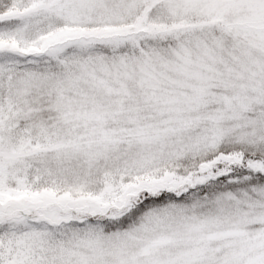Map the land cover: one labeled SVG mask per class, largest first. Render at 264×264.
<instances>
[{
	"label": "snow or ice",
	"instance_id": "snow-or-ice-1",
	"mask_svg": "<svg viewBox=\"0 0 264 264\" xmlns=\"http://www.w3.org/2000/svg\"><path fill=\"white\" fill-rule=\"evenodd\" d=\"M0 264H264V0H0Z\"/></svg>",
	"mask_w": 264,
	"mask_h": 264
}]
</instances>
